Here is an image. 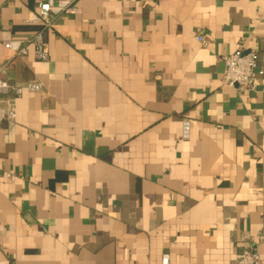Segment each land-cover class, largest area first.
Returning <instances> with one entry per match:
<instances>
[{
    "label": "crops",
    "instance_id": "obj_1",
    "mask_svg": "<svg viewBox=\"0 0 264 264\" xmlns=\"http://www.w3.org/2000/svg\"><path fill=\"white\" fill-rule=\"evenodd\" d=\"M41 1L0 0L4 75L44 84L0 124V264L264 263V0H78L13 58Z\"/></svg>",
    "mask_w": 264,
    "mask_h": 264
},
{
    "label": "built area",
    "instance_id": "obj_2",
    "mask_svg": "<svg viewBox=\"0 0 264 264\" xmlns=\"http://www.w3.org/2000/svg\"><path fill=\"white\" fill-rule=\"evenodd\" d=\"M78 0H43L41 1L28 23L40 24L42 28L28 37L10 39L5 47L12 51L13 58L25 56L32 49L35 58L39 61L50 60V50L45 38L46 29L52 27L55 20L65 13L79 12ZM256 51L240 46L236 51L224 56L225 70L223 83L236 87L239 90L254 91L257 88V77L263 74L257 64ZM12 67V60L0 65V124L3 121L13 120L17 116L16 101L26 92H41L44 84L30 80L26 83L11 82L5 71ZM13 178V176H11ZM264 239V233L260 236ZM162 264H171L169 255H163ZM235 264H264L258 250L244 249Z\"/></svg>",
    "mask_w": 264,
    "mask_h": 264
},
{
    "label": "trees",
    "instance_id": "obj_3",
    "mask_svg": "<svg viewBox=\"0 0 264 264\" xmlns=\"http://www.w3.org/2000/svg\"><path fill=\"white\" fill-rule=\"evenodd\" d=\"M17 31L32 34L42 28L40 24L25 23L15 27Z\"/></svg>",
    "mask_w": 264,
    "mask_h": 264
}]
</instances>
